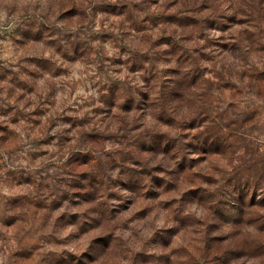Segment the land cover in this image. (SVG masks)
Returning a JSON list of instances; mask_svg holds the SVG:
<instances>
[{
	"label": "rangeland",
	"instance_id": "374dc122",
	"mask_svg": "<svg viewBox=\"0 0 264 264\" xmlns=\"http://www.w3.org/2000/svg\"><path fill=\"white\" fill-rule=\"evenodd\" d=\"M0 264H264V0H0Z\"/></svg>",
	"mask_w": 264,
	"mask_h": 264
}]
</instances>
